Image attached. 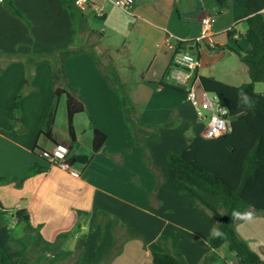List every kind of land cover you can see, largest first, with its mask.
Returning <instances> with one entry per match:
<instances>
[{"label": "crops", "instance_id": "1", "mask_svg": "<svg viewBox=\"0 0 264 264\" xmlns=\"http://www.w3.org/2000/svg\"><path fill=\"white\" fill-rule=\"evenodd\" d=\"M113 1L97 0L96 7L104 12L101 18L94 7H75L77 15L72 20L60 0H0V54H51L70 48L79 37L86 41L87 13L91 11L102 20L103 31L96 32L101 36L99 46L131 100L135 124L152 150L154 163L161 172V184L157 186L156 177L144 162L142 147L134 141L115 87L85 49L64 63L69 83L87 106V112L74 119L77 145L72 147L69 134L68 143L58 138L52 127L45 132L51 135L48 140L52 150L59 142L70 147L69 162L79 177L41 157L49 152V145L41 146L40 138L47 124L45 116L23 118L27 133H17L7 124H0V178L22 179L35 165L47 168L20 185L16 180L0 184V201L7 210L25 209L30 214L31 228L22 223L24 232L33 236L29 241L22 239L29 248V264H153L149 248L162 251L157 240L164 235L178 236L180 252L188 264H202L214 253L219 257L218 250H212L208 244L216 218L198 209L193 199L173 187L165 157L167 153L182 154L189 137H204L207 123L197 118V108L184 92L168 88L172 85L168 73L177 44L198 42L200 56L191 53L199 59V77H211L237 87L218 77L235 76L238 63L234 58L239 56L233 49L248 47L244 38L247 25L235 20L232 0L224 11L215 0H134L128 13L118 9ZM10 4L29 24L13 14ZM209 17L216 22L204 27L202 20ZM230 31L235 33L233 38ZM121 54L124 60L118 62ZM15 62L7 65L0 77V90L3 86L5 90L11 87L13 77L6 78L13 74L18 82L13 85L22 83L26 67L18 60ZM240 64L241 73H248L241 60ZM44 68L50 81L51 68ZM37 80L28 98L33 96L42 104L51 100V84L40 89ZM93 128L107 136L94 155ZM84 136L86 152H81ZM77 147L78 152H74ZM81 155L92 158L88 164L73 161ZM202 194L221 208L219 197ZM262 215L250 210L241 215L242 223ZM236 229L251 249L264 258V228L248 226L242 232L236 225ZM86 231L89 234L85 235L82 250L80 239ZM110 251L114 253L105 262Z\"/></svg>", "mask_w": 264, "mask_h": 264}, {"label": "trees", "instance_id": "2", "mask_svg": "<svg viewBox=\"0 0 264 264\" xmlns=\"http://www.w3.org/2000/svg\"><path fill=\"white\" fill-rule=\"evenodd\" d=\"M60 1L74 20L77 15L74 10L76 6L71 0ZM215 1L221 11L230 6V0ZM9 7L13 14L28 23L12 4ZM232 10L235 20L243 21L247 25L244 38L248 47L246 49L239 47L233 51L246 65L250 83L234 87L211 77H199L204 90L217 95L221 104L229 110L232 129L228 134L217 139L191 136L188 138V147L182 154L167 153L165 159L170 168V181L173 187L179 193L193 199L198 209L206 210L216 218V226L208 239L212 250H218L227 245L235 254L238 264H264V258L251 249L236 229L238 218L246 212L252 210L264 214V93H256L254 87L257 83H264V15L262 14L264 0H232ZM234 34V31L229 32L232 38ZM192 44L196 46L186 48ZM200 49L201 45L198 42L178 43L175 52L190 51L200 56ZM84 51L85 48L60 50L58 60L53 62V91L57 102L62 96L66 97L68 134L72 147L77 145L74 119L86 113L87 106L78 90L69 83L64 63L68 58ZM93 57L96 64L101 67L96 57ZM108 78L120 97L134 141L142 147L144 162L156 177L157 186H159L161 172L154 163L150 146L135 124L136 113L131 100L121 87L118 88L115 85L114 78L109 76ZM29 79H31L30 76L26 81V89L21 95L31 91ZM168 88L183 92L174 85ZM17 121H19L18 118ZM53 122L54 113L52 112L47 122L49 132ZM92 130V154L94 155L101 150L107 136L96 128ZM45 135L51 138L50 133ZM91 158V156L81 155L76 156L73 161L88 164ZM46 170L47 168L35 165L24 178L17 180L0 178V184L16 180L20 185L29 176L44 173ZM203 192L219 197L221 208L207 201ZM22 223L31 228L29 212L25 209L7 210L0 201V264L30 263L29 248L15 239L13 234L12 227ZM178 244L177 235L161 236L157 240V245L162 248V251L149 248L153 264H188ZM80 247L82 250L85 247V236L80 239ZM110 254L111 251L104 259L105 262L110 261ZM217 258L214 253L206 257L203 264H212Z\"/></svg>", "mask_w": 264, "mask_h": 264}, {"label": "rangeland", "instance_id": "3", "mask_svg": "<svg viewBox=\"0 0 264 264\" xmlns=\"http://www.w3.org/2000/svg\"><path fill=\"white\" fill-rule=\"evenodd\" d=\"M88 18L86 21V27L88 28L89 33H85V39L86 41H81L79 38H77L76 42L74 45L70 47V49H75V48H85L90 52V55L93 57L95 56L96 59L99 61L101 68L104 70V72L107 73V75L110 78L115 79V85L120 88V85L118 83L117 75L114 73L113 70H111L108 67V61L107 58L104 56L105 51H103V47L99 46L100 41L98 40L99 35L96 34V32H102V27H101V22L102 20L95 18L93 13L91 11H88ZM83 31V30H81ZM107 38H104V42H107ZM69 48V47H68ZM111 54H115L114 52ZM30 55V56H29ZM29 55H22V54H15L11 56H2L0 54V77L3 76L4 70L7 65H10L11 63L16 64V60L20 61L23 63V65L26 67L24 76H23V81L19 85H16L17 82V76L13 74L12 76H8L6 79H12L13 81L11 82V87L4 89V86L0 90V124H7L9 127H11V130L17 133H27L28 130L22 123V119L27 118L31 119L34 116L38 115L39 116H45L48 122L50 114L53 112L54 113V122L52 125L53 128V133L60 139H62L64 142L68 143L67 135H68V120H67V108H66V97L62 96L59 101L57 102L56 97L54 95L53 91V83H52V72H53V62L57 61L58 59V51L55 53L51 54H44V55H38V54H29ZM229 55L227 56V58ZM94 58V57H93ZM226 58V59H227ZM235 61L237 64L236 66V74L233 78H225L223 76H219L218 78H221L224 82H228L230 84H234L237 86H241L242 84H247L250 83V78L248 76V73H241L240 69V60L238 57L235 56ZM122 54L120 58L117 59L118 62L123 61ZM46 65L47 67L51 68V80L46 79ZM41 65L40 70H37V66ZM246 67V66H245ZM246 69V68H244ZM37 71L39 74V78L37 80ZM30 76L31 79V91L21 95L23 91L26 89V81H28V77ZM16 78V81H15ZM39 82V88L41 87L42 89H45L46 84H51L50 85V96L51 100L46 99L42 104H39L38 101L35 98L29 97L34 89H35V81ZM13 83H16L13 85ZM15 86V87H14ZM48 87V86H47ZM255 92L256 93H264V83H257L255 84ZM40 88V89H41ZM125 92V91H124ZM19 95H21L20 100H18ZM44 96H46L44 94ZM49 96V97H50ZM35 97V96H34ZM50 99V98H49ZM17 102L19 103V108L17 109ZM45 114V115H44ZM31 117V118H30ZM37 117V118H38ZM17 118L19 121H17ZM47 124H45L42 133H40V138H41V146H47L49 145V152H46L47 154H50L52 152V143L51 141L48 140L47 136L45 135V132L48 131ZM25 129V130H24ZM84 139L82 140V151L81 152H86V142H85V136L83 137ZM88 144H87V150H88ZM41 149H37L38 152H40ZM78 147L74 150V152H78ZM89 152V151H87ZM83 154V153H82ZM240 226V230L243 232V229L247 231L248 226H258V228L261 226L264 228V214L262 216H257L256 218H250L248 219L244 225L242 223V218L241 216L238 218L237 221V226ZM13 234L15 239L19 240L22 242V239L29 241L28 239L32 238V235H29L25 233V226L22 224L20 226H13ZM88 231L82 233V236L88 235ZM246 237L250 238L247 233ZM73 235V234H72ZM218 254L219 257L217 260L212 263V264H235L237 263L236 256L233 252H231L228 248L227 245L222 246L221 248L218 249ZM114 253V251H111V254ZM60 259V258H59ZM203 264V263H202Z\"/></svg>", "mask_w": 264, "mask_h": 264}, {"label": "built area", "instance_id": "4", "mask_svg": "<svg viewBox=\"0 0 264 264\" xmlns=\"http://www.w3.org/2000/svg\"><path fill=\"white\" fill-rule=\"evenodd\" d=\"M71 1L78 9L94 7L97 17L101 18L104 16L103 10L96 7L97 0ZM113 3L118 9L128 13L134 4V0H114ZM215 22L216 20L213 17L204 18L202 25L209 27ZM198 67L199 59L191 52H174L168 73V80L172 85L183 90L187 100L197 108V118L207 123L204 138L217 139L228 134L232 129L229 110L221 104L217 95L204 90L197 73ZM69 153L70 147L59 142L50 154L44 152L41 157L48 160L52 165H56L60 169L68 171L73 176L79 177V173L71 167L68 158Z\"/></svg>", "mask_w": 264, "mask_h": 264}]
</instances>
